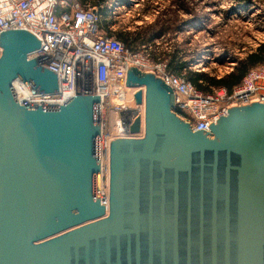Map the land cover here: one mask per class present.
I'll return each mask as SVG.
<instances>
[{"label":"water","instance_id":"obj_1","mask_svg":"<svg viewBox=\"0 0 264 264\" xmlns=\"http://www.w3.org/2000/svg\"><path fill=\"white\" fill-rule=\"evenodd\" d=\"M0 46V264H264V104L193 131L167 81L129 67L144 134L110 142L106 205L100 96L24 105L15 81L53 94L57 74L27 30Z\"/></svg>","mask_w":264,"mask_h":264},{"label":"built area","instance_id":"obj_2","mask_svg":"<svg viewBox=\"0 0 264 264\" xmlns=\"http://www.w3.org/2000/svg\"><path fill=\"white\" fill-rule=\"evenodd\" d=\"M14 28L27 30L39 39L40 48L31 58L57 74L59 83V92L33 94L24 82L15 81L14 91L22 104L61 106L78 93L100 96V150L106 152V205L110 193V142L140 138L144 134L145 88L128 87L129 67L167 81L177 98L175 113L193 131L210 133L211 126L232 108L264 104V63L251 69L231 92L214 88L206 94L184 76L171 73L168 60L151 62L141 52L126 50L117 38L101 36L99 8L78 0H0V36ZM138 92L143 93L141 104L136 101ZM110 116L115 118L111 126L118 128L117 133L102 130L109 124ZM138 118L142 131L132 134L129 129Z\"/></svg>","mask_w":264,"mask_h":264},{"label":"rangeland","instance_id":"obj_3","mask_svg":"<svg viewBox=\"0 0 264 264\" xmlns=\"http://www.w3.org/2000/svg\"><path fill=\"white\" fill-rule=\"evenodd\" d=\"M90 1L96 7L101 1L110 11L108 27L100 24L101 36L117 38L126 50L141 52L154 63L168 60L177 49L191 71L215 78L232 73L264 43V0H255L248 10L233 9L232 0ZM160 30L166 32L163 37L147 41ZM125 32L135 33L139 41L128 46L122 40Z\"/></svg>","mask_w":264,"mask_h":264},{"label":"trees","instance_id":"obj_4","mask_svg":"<svg viewBox=\"0 0 264 264\" xmlns=\"http://www.w3.org/2000/svg\"><path fill=\"white\" fill-rule=\"evenodd\" d=\"M254 1L255 0H232V7L233 9L241 7L243 9L248 10V8L253 5ZM100 2L98 3V7H100V24L107 28L109 24L107 23L106 19L108 18L110 11L107 7H103ZM164 31L165 30H160L156 33H152L151 35L149 34L150 36L147 38V41L152 42L154 39L163 37L166 34V32ZM121 35L123 36L122 40L128 46L134 45L140 39L137 38V35L135 33L125 32ZM263 63L264 43H262L255 52L248 54L244 59L240 60L235 70L223 78H215L210 76L209 74L191 71L188 67L189 63L183 59L180 51L177 49L174 50L172 54L168 55L169 71L177 76H183V73L185 72V80L187 82H190L194 87L206 94L211 92V87L225 88L229 92H231L236 86H238L242 82L243 78L251 69Z\"/></svg>","mask_w":264,"mask_h":264},{"label":"bare ground","instance_id":"obj_5","mask_svg":"<svg viewBox=\"0 0 264 264\" xmlns=\"http://www.w3.org/2000/svg\"><path fill=\"white\" fill-rule=\"evenodd\" d=\"M100 94H101V93H100ZM109 114H111V112H109ZM113 114H115V113L113 112ZM114 119H115V118H113V116H110V117H109V120L107 119V121L109 122V124L106 125V123H105L106 127L103 126L102 130H103V131H111V132H113V133H117L118 128H114V127L111 126V125H112V122L114 121ZM111 127H112V128H111Z\"/></svg>","mask_w":264,"mask_h":264},{"label":"crops","instance_id":"obj_6","mask_svg":"<svg viewBox=\"0 0 264 264\" xmlns=\"http://www.w3.org/2000/svg\"><path fill=\"white\" fill-rule=\"evenodd\" d=\"M81 3H84V4H89V5H91L90 3H88V2H91L90 0H88V1H83V0H79ZM92 6V5H91Z\"/></svg>","mask_w":264,"mask_h":264}]
</instances>
